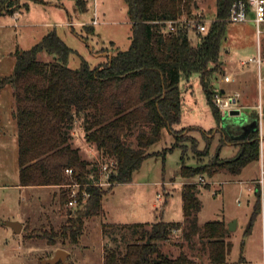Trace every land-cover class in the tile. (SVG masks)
I'll use <instances>...</instances> for the list:
<instances>
[{
  "label": "rangeland",
  "instance_id": "1",
  "mask_svg": "<svg viewBox=\"0 0 264 264\" xmlns=\"http://www.w3.org/2000/svg\"><path fill=\"white\" fill-rule=\"evenodd\" d=\"M193 1L192 13L184 14L181 19L197 20L198 14L202 13V20L208 29L216 19V0ZM94 14L98 20L96 24H92ZM86 25L91 27L90 30L85 29ZM54 28L57 36L73 51L67 65L74 69L79 67L80 59L91 67L97 66L104 60L103 57H96L97 53L107 51L113 45V49L125 50L130 43L131 25L125 0H86L84 12L79 11L74 0H16L13 6L0 8V80L13 72L17 51L31 48ZM188 32L193 44L204 35L195 30ZM258 49L264 57V36L257 39L253 23L227 22L220 50L221 66L211 75V87L220 92L225 90V97L236 92L238 95L243 93L248 102L254 104L257 113L264 114V64L260 69L263 77L260 90L256 63L251 62L247 67L238 65L241 60L257 57ZM37 59L50 62L56 60V56L42 51ZM225 75H230V83L224 82ZM179 89L180 123L172 128V132L165 128L161 140L149 147L148 150L155 154L142 162L130 182L107 188L102 197L100 214L85 218L76 244H70L68 238L64 239V243L61 238H56L51 244L43 237L45 231L60 232L67 223L69 208L61 203V193L65 188L52 185L34 190L17 186L18 127L14 116V90L10 84L4 85L0 89V264H41L57 249L67 251V260L72 263L103 264L106 248L118 247L123 253L127 242L132 239L123 224L153 223L161 218L180 220L181 189L185 183L199 186L201 209L196 214L199 226L216 219L222 220L228 227V223L236 221V228L229 231L227 237L231 250L226 264H261L262 203L251 233L244 236L256 202L254 191L261 185L260 159L258 163L248 165L239 177L225 167L211 177L204 172L189 179L182 178V162L196 167L209 163L216 154L220 161L228 160L234 155L236 146H229L222 139L224 130L207 104L199 75L193 74L188 79L181 76ZM240 112L243 116L246 110ZM251 127V124H241L238 130L224 129L229 137L235 138ZM70 133L72 147L79 149L82 159L100 164L102 158L97 149L86 141L79 122L74 123ZM176 137L179 145L174 146ZM206 146L208 154L201 155ZM237 149L239 151L240 146ZM8 221L22 222L24 228L20 233H14L6 225ZM193 241L196 248L191 250L182 232L177 231L171 240L161 245V249L171 258L184 253L193 261L192 264H210L207 255L199 252L198 236L193 237Z\"/></svg>",
  "mask_w": 264,
  "mask_h": 264
},
{
  "label": "trees",
  "instance_id": "2",
  "mask_svg": "<svg viewBox=\"0 0 264 264\" xmlns=\"http://www.w3.org/2000/svg\"><path fill=\"white\" fill-rule=\"evenodd\" d=\"M74 1L79 11L86 10V0ZM233 1L216 0V19L196 46L191 45L188 30L179 23L176 31L166 30V21H181L184 14L192 13L193 0H125L131 25L130 44L125 50L117 49L103 64L91 67L80 59L78 68H70L67 59L73 51L57 36L55 28L31 48L17 51L13 72L0 80V89L10 84L14 90L18 185L62 187L71 181L64 173L69 167L76 170L74 177L80 183H92L98 178L100 164L82 159L79 149L72 147L70 131L76 122L86 141L97 149L101 163L111 158L116 161L111 181L115 185L130 182L142 162L155 154L148 149L161 140L163 130L171 131L180 123L181 76L188 79L193 74L199 75L207 104L221 123L223 114L213 99L211 75L221 66L220 50ZM15 2L0 0V8L11 7ZM42 51L54 54L56 60H38ZM252 119L258 121V113ZM205 137L208 138L206 134ZM175 139L177 146L179 142ZM222 139L240 146L235 156L220 161L216 154L209 163L196 167L182 162V178L204 172L211 177L225 167L238 174L243 167L260 159L258 128L243 139L231 138L226 132ZM207 154L208 146L201 155ZM198 187L196 183L182 186L183 222L123 224L132 239L123 253L118 247L106 248L103 264H192L184 253L171 258L162 252L161 245L177 231L182 232L191 250L196 248L193 237L198 236L199 252L207 255L210 264L226 263L231 250L228 227L216 219L202 226L197 224L196 214L201 209ZM86 190L88 197L83 205L68 207L67 223L60 232L43 234L51 244L56 238H61L62 243L68 238L70 244H76L85 218L100 214L107 189L88 186ZM254 193L256 202L244 236L251 233L261 211L260 186ZM67 202L68 190L64 189L61 203ZM67 263L76 264L68 260Z\"/></svg>",
  "mask_w": 264,
  "mask_h": 264
},
{
  "label": "built area",
  "instance_id": "3",
  "mask_svg": "<svg viewBox=\"0 0 264 264\" xmlns=\"http://www.w3.org/2000/svg\"><path fill=\"white\" fill-rule=\"evenodd\" d=\"M202 13L198 14L197 20L194 18L189 21H166V30L174 32L177 29V24L179 23L182 27L186 28L188 31L195 30L200 34H204L207 31V24L202 20ZM98 20L96 19V14L92 19V24H96ZM227 22L229 23H245L251 22L255 26L257 39L264 36V0H234L228 10ZM256 63L258 67V87L259 90L262 87V75H261V65L264 64V57L261 54V51L258 49L257 57L250 58L249 60H241L238 65L240 67H247L249 63ZM225 83L231 82L230 75L223 76ZM238 94L232 96H226L221 91L215 90L213 99L215 104L219 107L222 114L231 109H234V105L237 103ZM263 118L264 114L258 113V130H259V148H260V193H261V203L264 205V188H263V179H264V128H263ZM117 167L116 161L114 159H109L104 163H100L98 178L92 183L83 184L78 182L74 174L76 170L72 167L66 168L64 173L71 178V181L67 184L62 185L63 188L68 190V207H76L81 205L82 202H85L88 197V192L86 188L88 186H96L100 188L107 189L108 187L114 185L115 183L111 181L110 177L113 172H115ZM203 181V178H200ZM80 201V202H79ZM237 202H240L237 200ZM263 208V207H262ZM262 262L264 264V228L262 230ZM217 264H226V263H217Z\"/></svg>",
  "mask_w": 264,
  "mask_h": 264
},
{
  "label": "crops",
  "instance_id": "4",
  "mask_svg": "<svg viewBox=\"0 0 264 264\" xmlns=\"http://www.w3.org/2000/svg\"><path fill=\"white\" fill-rule=\"evenodd\" d=\"M72 22L70 21L69 22V24H71ZM87 26V25H86ZM85 29H86V27H85ZM189 40L191 41V39H190V37H189ZM130 44V43H129ZM198 44V41L196 42V44H193L192 43V41H191V45L192 46H196ZM114 46L115 45H113V47L111 48V49H108L107 51H100V53H97L96 54V57H103L104 58V60L102 61V62H100L98 65H100V64H103L104 62H106V60L108 59V58H110L111 56H112V54L118 49V48H116L115 47V49H113L114 48ZM113 50V51H112ZM225 51H226V53L228 52V50L227 49H225ZM223 91V93H224V95H226L225 94V90H222ZM237 93V92H236ZM236 93H234V94H236ZM239 94V93H238ZM236 109L238 108L239 110H246V113H244L245 114V117L247 118L242 124H246V123H249L250 121H252L253 119V117L257 114V111H256V109H255V106H254V104L253 103H251V102H248V100H247V97H245V95L243 94V93H240V95H239V98L237 99V103H236ZM225 122H226V125L228 124L229 125V129L230 130H232V131H234L235 129H237L238 130V128L241 126V123H236V121L234 120V119H232V118H230V117H227L226 118V120H225ZM222 129H223V127H222ZM224 130V132H225V129H223ZM239 133H241L240 132V130L238 131ZM236 134H238V133H236ZM222 135H223V133H222ZM229 146H236L235 148H236V151H235V153H234V155L233 156H235L236 154H237V151H238V146L237 145H235L234 143H230L229 144ZM232 156V157H233ZM252 163H254V162H251V163H249L248 165H250V164H252ZM255 163H258L257 161H255ZM248 165H246L245 167H243L242 169H241V171L237 174V176L239 177L241 174H242V172L245 170V168L248 166ZM258 165H260V160H259V164ZM17 186H19L18 184H17ZM19 187H22V188H26V189H34V190H37V189H41V188H44L45 186H19ZM152 206H155V204H153ZM181 208H182V198H181ZM182 210V217H181V219L180 220H177V221H170V220H163V218H161V219H159V220H163V221H165V222H183V220H184V216H183V208L181 209ZM21 224H22V229L24 228V225H23V223L22 222H20ZM137 223H152V222H137ZM22 231V230H21ZM261 245H262V243H261ZM261 255H262V251H261ZM261 262H262V258H261Z\"/></svg>",
  "mask_w": 264,
  "mask_h": 264
},
{
  "label": "water",
  "instance_id": "5",
  "mask_svg": "<svg viewBox=\"0 0 264 264\" xmlns=\"http://www.w3.org/2000/svg\"><path fill=\"white\" fill-rule=\"evenodd\" d=\"M223 92V91H222ZM228 112V113H227ZM227 112L223 113V117H222V121H221V125L223 127V129L226 127V118L227 117H238V118H232L236 121V123H243L247 118L245 117V114H243V116H241V112L239 109H231ZM246 124H251L252 127L246 131L243 132L240 136L235 137L234 139H243L244 137L247 136V134L250 131L256 130L258 128V121L256 119L250 121L249 123ZM7 226H9L14 233H20L22 230V224L19 221H8L6 223ZM236 228V221L233 220L230 223H228V230L232 231ZM69 253L63 249H57L53 256L47 259H43L41 261V264H57L58 262H62L63 264H68L67 263V258H68Z\"/></svg>",
  "mask_w": 264,
  "mask_h": 264
},
{
  "label": "flooded vegetation",
  "instance_id": "6",
  "mask_svg": "<svg viewBox=\"0 0 264 264\" xmlns=\"http://www.w3.org/2000/svg\"><path fill=\"white\" fill-rule=\"evenodd\" d=\"M225 128L228 129L229 128V125L227 124Z\"/></svg>",
  "mask_w": 264,
  "mask_h": 264
}]
</instances>
